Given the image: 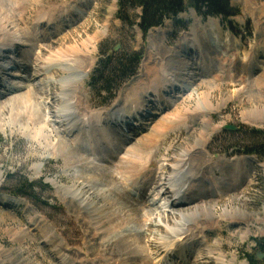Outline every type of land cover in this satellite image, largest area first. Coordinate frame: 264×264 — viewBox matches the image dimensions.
Returning a JSON list of instances; mask_svg holds the SVG:
<instances>
[{
    "label": "rangeland",
    "instance_id": "obj_1",
    "mask_svg": "<svg viewBox=\"0 0 264 264\" xmlns=\"http://www.w3.org/2000/svg\"><path fill=\"white\" fill-rule=\"evenodd\" d=\"M1 2L0 24L2 17L7 15L8 18L0 25V48L7 32L20 31L17 37L23 35L22 41L16 42L19 45L15 46L17 49L7 46L1 49L2 57L0 56V92L7 95V99L0 102L3 113L0 118V199L7 197L8 200L20 201L18 205L7 202V206L0 202V245L3 247L0 246L1 264H60L64 257L67 262L74 264L124 263L129 255L114 250V241H111L108 234L111 223L106 218V214H110L112 220L117 222L127 215L126 212L120 213L117 203L138 212L134 215L136 224L132 225L131 236L139 238L145 251L132 263L158 264L164 254L160 256L154 253L157 246L147 244L155 243V240L157 242L158 235L164 229L162 225L154 226L159 224L155 220L160 211L157 213L154 210V219L150 222H141L140 215L144 219L148 215L145 197L158 196L159 189H155L159 184L158 180L173 175L174 171L170 168L174 164H181L177 158L182 157L184 152L195 155L193 147L201 136L206 143L204 148H196L197 154L201 153L207 160H211L209 164L212 165V170L201 180L195 179L192 182V173L186 168L182 173H175L176 177L172 179L174 185L167 184L164 188L173 191L179 186L181 190L184 189L182 186L187 188L192 183L197 186L195 190H198L207 185L200 192L203 191L202 197L206 194L210 196L206 200L213 202V208L208 213L205 210L199 211L203 198L200 199L198 195L197 203L194 201L192 205L173 208L170 212L173 215L175 209L180 220L176 231L194 237L190 244L193 246V254L196 250L197 254H205L207 252L204 249L216 246L228 261L235 256V264H249L248 258H254L253 264H264V155L261 158L238 155L243 149H253L262 145L261 141L264 142V134L260 138L253 133L256 129L264 133V121L261 119L264 118V0H233L231 6L238 15L227 20L204 18L188 6L185 13L178 15L177 19L167 20L163 28L152 30L147 35L138 27L142 9L135 6L136 0ZM62 11H65L62 17L64 19L61 18L59 24L43 27L37 24L39 18L50 15L54 17ZM211 23L215 24V32L220 31L222 45L229 43V47L227 50L222 47V52H217L213 47L203 46L206 71L199 68L200 65L196 68V63L198 65L202 62L201 57L198 54L193 57L190 55L193 54L196 37L203 42V34L206 33V37L208 33L205 28ZM162 32L164 35H159ZM195 32L198 35L196 37ZM117 47L119 48L116 50ZM178 52L181 58L192 59V67L184 72V76L191 73L198 84L180 99L175 98L172 90H167L166 97L159 100L151 91V82L161 79L165 83L173 67L170 65L163 68V65L173 61ZM59 54L64 58L72 55L85 60L74 63L78 72L66 71L69 70L68 64L63 59H56ZM135 54L141 56L139 71L132 79L120 80L119 74L124 77L123 72H118L120 65L115 61L113 63L108 57L127 55L130 58ZM61 61L64 69L59 66ZM222 63L225 66L220 69L219 65ZM106 64L112 68L106 70L105 76L115 78L117 88L113 85V90L109 93H98L90 85L95 83L92 81L94 72L103 69ZM45 71H50V75L55 76L50 82L53 84L52 88L46 83ZM200 72L204 73V78L199 77ZM71 76L72 79L66 81ZM184 85L183 88L188 87ZM6 86H10L11 91ZM98 86L100 85H97L96 90H101L102 86ZM139 88L141 91H151L145 92L148 94L146 99H143L145 97H142ZM40 89L47 96L40 94ZM130 90L139 93L137 96L146 101V108L140 115H136L137 119L127 125L120 127L110 122V125L100 127L101 131L110 129L113 133L114 145L105 147L102 152L111 154L112 159L103 157V154L102 157L88 159V148L75 149L70 138L68 147L76 150L90 163L85 161L76 164L79 172L75 173L73 167H66L63 155L52 150L48 143L43 141L41 145L33 138V112H45V120L53 121V116L66 113V107L73 101H80L83 96L84 105L81 109L89 116H98V121L102 118L103 122L106 115L107 118L111 117L108 115L112 110L125 108L129 111L128 108L131 107L126 102ZM191 93L194 96L190 97ZM30 95H35V99L27 98V104H23L19 116L21 122H15L14 118L12 120L10 101ZM61 104L68 105L63 106L61 111ZM109 110L111 111L105 114ZM197 110L204 111L205 114H199ZM57 111L60 112L57 114ZM228 126H234L237 130H227ZM58 127L60 125L56 128L50 125L47 128V132L52 133V141H57L60 136L56 132ZM59 130L62 131L63 128L60 127ZM156 137L161 141L154 146L149 159L144 158L138 167L134 166L135 169H132L135 178L131 181L136 182V175L142 173L141 177L147 184L142 186L141 193L142 197L146 195L142 201L133 198L138 197L133 194L130 197L134 201H130L123 195L119 176L122 166L119 163L125 161V153L131 147L143 139ZM238 163L240 167L237 166ZM197 164L195 162L194 166ZM236 166L240 169L233 175L231 171ZM124 170L128 176L129 171ZM88 174L95 177L103 175L104 178L99 181L86 176ZM239 175L241 178L233 181ZM26 180L28 184H35L34 189L27 190L23 187V181ZM160 185V188L163 187ZM18 190L23 191V196L17 195ZM114 190L117 193L113 194ZM171 195L167 198L175 200ZM164 220L168 222L165 217ZM44 229L50 230L52 244H47L42 237L41 231ZM17 231H23L28 237L14 239ZM124 234L125 237L119 241L124 246L132 247L129 241L131 236L129 233ZM192 252L189 253L190 257L194 256ZM258 254H262L263 259L258 260ZM202 258V263L200 261L198 264H211L210 261L217 264L215 257L210 258V261L206 255ZM132 263L129 261L124 264Z\"/></svg>",
    "mask_w": 264,
    "mask_h": 264
},
{
    "label": "bare ground",
    "instance_id": "obj_2",
    "mask_svg": "<svg viewBox=\"0 0 264 264\" xmlns=\"http://www.w3.org/2000/svg\"><path fill=\"white\" fill-rule=\"evenodd\" d=\"M0 4H2L1 0H0ZM63 12H65V11H62L61 13L57 14L54 17H51L52 15L47 16V17H41V18H39L37 24L39 25L40 22L45 23L46 21H53V23H55L57 25V24H59L58 23L59 20L63 17ZM66 13H67V11H66ZM7 18H8V16L6 15V16L1 18V21L3 22V20H5ZM62 19H64V18H62ZM211 19L213 20V18H211ZM2 22H1L0 25H2ZM212 24L213 23L209 24L207 26V28H205V31H208L206 37H205L206 33L205 34L201 33V34L204 35V39H203L204 41L203 42L200 41V39L196 37L198 35L195 32V37H196L195 43H196V45L194 46L195 48L193 49L194 50L193 54L190 55V53H189V55L193 57L194 54L195 55L198 54V56L201 57L200 62L201 61L202 62H201V64H198V65L196 63V66H197L196 68H198V66L200 65L199 68L206 70L205 66H206L207 62L205 60V54L203 52V46H204V48H206V47L212 48L213 47V49L215 48L214 50H216L217 52L221 51L224 47H226V50H227L228 49L227 47H229L228 46L229 43H225L224 46L222 45L223 43H222V40H220L221 39L220 31H216L215 32V29H214L215 24L214 25H212ZM1 27L2 26H0V28ZM39 30H40V28H39ZM19 33H21V32L20 31L19 32L15 31L14 33L7 32L6 34H4V38L5 39L1 43V45H2L1 47L2 48H0V56L1 57H2L1 49L5 48L7 46L14 48V50L17 49L16 47L19 46L17 43L19 41H22V39H23V37L21 39V36H23V35L17 37V34L20 35ZM36 33H37V35H40L39 34L40 32L36 31ZM160 34L164 35L163 32L159 33V35ZM198 34H200L199 31H198ZM42 37H43V35H42ZM42 37H38V39L42 38ZM179 52H178V55L175 57V59H173V61L168 62L166 66L163 65V68L170 67V65L173 67V69L171 67L172 70L169 72L167 80L165 81V83H162L161 79H155L154 82L153 81L151 82V86H153V87H151L152 88L151 91L154 93L153 94V95H155L154 97H157V99H159V100H161V99L163 100V98L166 97V94L168 93L167 90H172V92L175 93V98L180 99V98H182V96H185V95H187V93H190V91L193 89V87L196 84H198L195 81V77L194 76L192 77L191 73H189L187 75V77L184 76L185 75L184 72H186L189 68L192 67L191 64H190V61L192 59H187V58H184V57L181 58V56L179 55ZM169 57L167 59H169ZM172 57H173V55L170 58H172ZM51 58H52V60L53 59L55 60V57L51 56ZM56 59L57 60L63 59L64 63L68 64V65L67 64L66 65L68 66L69 70H66V71H73V70L77 71L78 68H77V66H75L74 63H77L78 61L83 62L85 60L83 57H80V56H76L75 57V56H72V55L69 58H64L61 54L56 56ZM61 63H63V62L62 61L59 62V64H60L59 66H61L60 68L64 69L62 67L64 65L63 64L61 65ZM208 64H210V63H208ZM219 66L221 67L220 69H223L224 68L223 66H225V65L222 63V65H219ZM246 66H247V64H246ZM3 68H5V67H3ZM26 68H24V72L26 71ZM192 69H194V68H192ZM196 70H198V69H196ZM81 71H79V72L81 73ZM45 72L46 73H44V76H45V80H47L46 83H47L49 88H52L53 84L50 83V82H51V79L55 78V76H51L50 75V71H45ZM76 73H72V74L76 75ZM82 73H85V72L82 71ZM165 75H166V73L164 72V77H166ZM199 77L204 78V73H201V75ZM70 79H72V76L71 77H67L66 81H68ZM0 83H1V81H0ZM154 84H155V86H154ZM184 84H186V86H188V87L187 88H183L182 86ZM202 84H204L203 81H202ZM9 87L10 86H6L8 91H11L12 88H9ZM140 89L141 88H139L138 91H141ZM147 90L140 92L143 95L142 97H145L143 99L147 98L146 96L148 94L146 95V93H145V92H147ZM151 91H149V92L151 93ZM40 92H41L40 94H42L43 96H47V94L44 93L41 89H40ZM137 94H139V93L130 90V93L127 95L126 104H128V106L131 107L130 109L128 108V110H129L128 112H127V109H125V108H122L120 110L117 109L116 111L111 109L112 111L109 110L108 112L105 113V114H108L111 111V113H109V115H108V116H111V117L107 118L106 117L107 115H106L103 122H102V118H101V121H98L99 120L98 116H89L88 114L85 113L84 110L81 109L82 106L84 105L83 102H82L83 96L81 97V100L78 99L80 101H77V102L73 101V103L71 105H69L68 107H66L68 104H66V105H62L61 104L62 107H60L61 108L60 110L62 111L63 106H65L67 108V112L53 116L52 120L55 121V122L46 121L45 120V115H46L45 112H44V114H41L42 112H40V111H38L36 113L33 112L34 114L32 116L35 117L34 118V122H35L34 129L32 128V130H31L32 133H33V138L36 139L41 145H42L43 141L48 143V146H52V150L54 149V150H56L57 153L63 155V157L66 160V167L67 168L73 167L75 169V171H76L75 173L79 172L77 170V168H76V164L84 163L85 161H86L85 163L90 164L87 161L89 159L88 157H90V158H93L94 156L102 157V154H103V157L107 156V157L112 159L113 157H112L111 154H104L102 152H104L105 147L106 148L107 147H112L114 145L113 144V141H114L113 133H111L110 129H109V131L108 130L101 131L100 127L101 126L104 127V125L108 126V125H110L109 124L110 122L112 124H114V121L117 122L119 120H121V121L123 120L121 122V124H122V126H124V125H127L130 121L137 119L136 115L138 113L140 115L143 112L142 110H144L146 108V104H145L146 101H143V99H141V98H140L141 101H139L140 99L137 96ZM6 96H7L6 94L3 95L0 92V102L3 99H5ZM34 96L33 95H30L29 97H25V96L23 97L22 96V97L16 98L15 100L10 101L11 102L10 110H11V114L13 116L12 120L14 118L15 122H21V120H19V116L21 115L23 104L25 105L27 98H30V100L31 99H35ZM192 96H194L193 93L190 94V97H192ZM63 101H64V104H65V100H63ZM169 102H170V100H169ZM166 106H168V105H166ZM161 108L163 109L164 106H161ZM161 108H159V109H161ZM137 109H139L140 112H136ZM14 112H15V114H14ZM132 112H135V113H133V115H132L131 114ZM187 112H190V111H187ZM198 112H199V114H202V115L205 114V112L204 111L201 112V110H197V113ZM157 114H159V113H157ZM2 115H3V113L1 112V106H0V118L2 117ZM125 115H131V116H129V117L126 116L125 117ZM101 117H104V116H101ZM128 118H130L132 120H129ZM21 119H22V117H21ZM261 119L264 121L263 117H261ZM57 121H60V122H57ZM62 121H63L64 124H62ZM57 123H59V124H57ZM105 123H107V124H105ZM50 125H53L54 128H56L57 125H60V127L63 128L62 131L59 130L60 127H58L57 130H56V132H59V134H60V136L57 139V141H52V139H51L52 138V133L51 132L50 133L47 132V128ZM90 127H93V129H89ZM97 127H99V128H97ZM70 138L72 139V141L75 144L74 145L75 149H77V150H85L86 148H88V150H87L88 153L86 155L88 159L83 158V156L80 153H78L76 150L70 149L68 147V140ZM160 141L161 140L158 137L151 138V139H143L142 142L137 143L136 146L131 147L130 150H128L127 153H125L126 155L124 154L125 155V159H124L125 161L122 162V163H119L122 166L121 173L119 174V176H121L120 183H121L122 188H123V192H124L123 195H124L125 198L129 199L130 201L133 199V198L131 199V197H130L133 194V192H138L139 193V191L142 189V186H145L147 184L146 182L143 181L144 178L141 177L142 173H138L136 175V177L138 176V180L136 178V180H137L136 182L135 181H131V179L135 178L134 175H133L132 169H135L134 166L138 167V164L141 163V161L144 158L145 159H149L154 146H156ZM205 143H206V141H204L203 140V136H201L197 140V145H195L193 147V149H195V155H192V152L190 151L191 152L190 154H187L188 152L187 153L184 152V154H182V157H178L177 158V159L180 160L181 164L180 165H176V164L172 165L170 170L174 171L173 175L172 176L169 175V176H167V178L161 177L160 180H158L159 184L155 187V189L156 188L159 189V191H158L159 193L157 192L158 196H154V197L153 196H149L148 197L145 194L146 197L144 195L143 197H140V199H139V200L143 201V199L145 197V206H146V211H147V214H148L147 215V219H144L142 214L140 213L141 214L140 215L141 222H144V220L147 221V222H150L152 220L153 216H154L153 214H155L154 210L157 213H158V211H160L158 219L155 220V222H157L159 224L154 225V226L155 227L156 226L160 227V225H162L163 229H164V232L160 233L158 235L159 238L157 239L158 240L157 242L155 240V243L151 242L150 244L149 243L147 244V246L148 245L157 246V247H155L154 253H158V254H160V256H162L164 254L163 257H160L161 260L159 261L158 264H183V262L184 263L185 262H191L192 264L193 263L194 264H198L201 260H203V258H202L203 255H206L207 259L209 261H210V258L212 259V258L215 257L217 264H235L237 262V258L235 256H233L232 260L228 261L227 257L224 256L222 254V252H220L219 249H217L216 246L215 247L213 246V247L208 248V249H204L207 252L205 254H202V253L201 254L200 253L197 254L196 253L197 250L193 254V252H192L193 251L192 250L193 246L190 245L192 243L188 244L190 246H187V248L184 249L183 248L185 246V244H183L184 241L187 240V241L192 242L194 237L189 236L188 233H180V231H176L180 220L177 218L178 215L175 213V211H176L175 209H174L175 211L173 210V215L170 212V210H172L173 208H176V207L182 208V207H185V206H188V205H192L194 203V201L195 202L197 201L196 198L198 196H200V199L203 198V200H201L202 206L198 207L199 211L205 210L207 213L212 211V208H213L212 207V203L213 202L212 201L208 202L206 200V198L209 199L210 196L207 195V194L206 195L204 194L205 196L202 197L203 196L202 195L203 191L200 192L202 189L205 190L204 188H206L207 185H204L203 187L199 186L200 188L198 190H195V188L197 186L195 187V185H193L192 183H189L187 185V188H186V186H182V188H184V189H181V190H180V188H178L179 186H176L175 190H173V191H170L169 189L167 190V189L164 188V186H166L167 184H169L171 186L174 185V184H172V183H174V181L172 179H173V177H176L175 173H178L180 171L182 173V170H185L186 168H189L188 170L192 173V177H191L192 182H195V179H196V181L201 180L202 178H204V176H206V174L209 171L212 170L213 167H212L211 164H209L211 160L210 159L207 160L205 157H203V155L201 153L197 154L198 149H196V148H198V147L204 148ZM71 144H72V142H71ZM51 155L55 156L54 154H51ZM195 162L198 163L196 166H194ZM241 165H243V164H241ZM237 166L240 167L239 163H238ZM221 167H222V165L219 166V168H221ZM238 167L237 168H233V171H231V173H233V175H234V173H236V171H238L240 169ZM124 169L129 171V172H127L128 176L126 175V173H125L126 171ZM111 173L114 174V172H111ZM86 176H89V177L91 176V179H97L99 181H100V179L103 180V178H104L103 175H98V176L96 175V177H95L92 174L91 175L88 174ZM240 178H241V176L239 175V177H237L236 179H233V181H238ZM79 180L80 179H78V181ZM199 182H201V181H199ZM202 182H203V180H202ZM160 184H162L163 187L160 188V186H161ZM135 185H138V187L135 186ZM216 185L218 186V184H216ZM105 186H106V184H105ZM216 188H219V187H216ZM219 190H220V188H219ZM187 191H190V192H187ZM162 192H163V194L165 192V195H162L161 194ZM183 192L186 193V194H184ZM115 193H117V192L114 190L113 194H115ZM170 194H172L171 198L174 197V198H176L178 200L176 202H171V200L167 199V196H169ZM215 197H218V196L216 195ZM139 200H135V201H139ZM133 201H134V199H133ZM0 202H2V204L4 206H7L10 202H12V204L14 203V204H17V205L20 203L19 200H14V201L13 200H8L7 197L1 198ZM7 202H8V204H7ZM116 206L118 207V210L121 211L120 213H123V212L125 213L126 212L127 215L124 218H119V220L117 221L118 223H117L115 220H112V215L106 214V218L109 219V220H107V219L106 220L109 221V223H111L108 226V229H109L108 230V234L112 238L111 241L112 240L114 241V246L116 247V248H114V250H116L117 252L121 251V252L125 253V255L126 254L129 255V258L125 259L124 263H126V262L128 263L129 261H131V263H132L133 261H136L137 257H140L142 255V253L145 251L143 246H142V243H140V241H139V238L137 236H134V235L131 236L133 234V226L132 225L136 224L134 215L138 214V212L136 210H133V209L127 207V206H123L120 203H117ZM143 215H144V213H143ZM164 217L168 220V222L166 220H164ZM172 221H173V223H172ZM123 228H125V229L121 230V231L120 230L117 231V229H123ZM124 233H126V234L129 233L128 235L131 236V239L129 241L132 243V247H130L129 245L128 246L127 245L124 246V245H122V241H119V240H122L125 237ZM41 234H42V237L44 238V240L46 241L47 244L48 243L49 244L53 243L52 242L53 239H52V236L50 234V230L44 229L43 231H41ZM27 237H28V235L24 234L23 231H17L14 234V239L16 238L17 240H18V238H21V239L24 238L25 239ZM55 247H53V248H55ZM190 252H192V254L194 256L190 257L189 256ZM59 263L60 264H74L71 261L67 262L66 257H64L62 259V261H60ZM124 263L121 262L120 264H124ZM201 263H202V261H201ZM210 263L214 264L215 262H211L210 261ZM117 264H119V262Z\"/></svg>",
    "mask_w": 264,
    "mask_h": 264
},
{
    "label": "trees",
    "instance_id": "obj_3",
    "mask_svg": "<svg viewBox=\"0 0 264 264\" xmlns=\"http://www.w3.org/2000/svg\"><path fill=\"white\" fill-rule=\"evenodd\" d=\"M123 1L126 2L128 0ZM232 1L233 0H136L135 6H138L142 9V15L139 18L140 21L138 23V27L140 28L141 32L146 35L151 29L164 26L167 20L176 19L178 15L183 14L188 9V6L192 7L197 13H200V15L204 17L221 16L225 19H228L238 15V12L231 6ZM133 56L129 58L127 55H123L119 58H116V55H110L108 57L111 61H113V63L115 61L120 65L118 72L121 71L124 75V77L120 74L118 75L120 80H122V78L129 80L133 78L139 71L138 68L141 62V56L136 54ZM109 63L111 62L109 61ZM111 68V65L108 67V64H106L103 69H97L94 72L92 80L95 83H93L91 86L96 92L109 93L111 89L113 90V85L117 88V82L115 78L112 79L113 77L109 78L105 76L106 70ZM97 85L102 86V89L100 90L97 88L98 90H96ZM253 133L258 137H262L264 134L262 131L257 129L253 130ZM261 142L262 145H258L256 148H245L238 153L241 155H258L261 158L264 155V142ZM23 183L25 184L23 187L27 190L34 189L35 187V184H28L27 180L25 182L23 181ZM23 194L24 193L22 190H18L17 195L23 196ZM247 260L249 264L255 263L254 258H248Z\"/></svg>",
    "mask_w": 264,
    "mask_h": 264
},
{
    "label": "water",
    "instance_id": "obj_4",
    "mask_svg": "<svg viewBox=\"0 0 264 264\" xmlns=\"http://www.w3.org/2000/svg\"><path fill=\"white\" fill-rule=\"evenodd\" d=\"M119 47H117L116 48V50L118 49ZM227 130H230V131H236L237 130V128L236 127H234V126H228L227 128H226ZM28 230V229H27ZM27 233V232H26ZM28 233H30L29 231H28ZM1 246V245H0ZM2 247V246H1ZM3 248V247H2ZM257 259L258 260H261V259H263V255L262 254H258V256H257ZM1 264V263H0Z\"/></svg>",
    "mask_w": 264,
    "mask_h": 264
}]
</instances>
